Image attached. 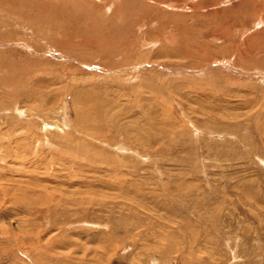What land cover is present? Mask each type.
<instances>
[{"label": "rangeland", "instance_id": "rangeland-1", "mask_svg": "<svg viewBox=\"0 0 264 264\" xmlns=\"http://www.w3.org/2000/svg\"><path fill=\"white\" fill-rule=\"evenodd\" d=\"M0 185V264H264V0H0Z\"/></svg>", "mask_w": 264, "mask_h": 264}, {"label": "bare ground", "instance_id": "bare-ground-1", "mask_svg": "<svg viewBox=\"0 0 264 264\" xmlns=\"http://www.w3.org/2000/svg\"><path fill=\"white\" fill-rule=\"evenodd\" d=\"M105 4H106V3H105ZM95 26H96V24H95ZM171 35H172V34H171ZM169 37H170V36H169ZM171 38H172V37H171ZM84 39H86V38H84ZM84 39H83V40H84ZM87 39H88V38H87ZM91 39H92V38H91ZM91 39H89V40H91ZM80 40H81V39H80ZM93 40H94V38H93ZM101 41H102V40H101ZM77 42H78V41H77ZM92 44H93V43H92ZM92 44H91V45H92ZM96 44H98V43L96 42ZM63 45H64V44H63ZM87 46H90V44L87 45ZM93 46H94V44H93ZM181 48H182V47H181ZM179 49H180V48H179ZM186 51H187V50H186ZM78 110H79V109H78ZM63 111H64V110H63ZM79 113H80V114H78V116H79V120H80V116H81L82 113H81L80 111H79ZM79 122H80V121H79ZM73 125H74V124H73ZM45 126H46V125H45ZM48 127H49V126H48ZM82 127H83V126H82ZM59 131H60V130H59ZM49 144H50V143H49ZM49 144H48V145H49ZM50 145L52 146V144H50ZM0 186H1V185H0ZM1 187H2V186H1Z\"/></svg>", "mask_w": 264, "mask_h": 264}]
</instances>
